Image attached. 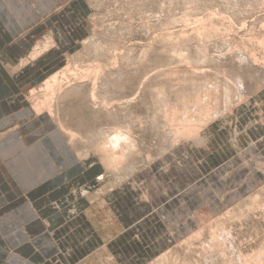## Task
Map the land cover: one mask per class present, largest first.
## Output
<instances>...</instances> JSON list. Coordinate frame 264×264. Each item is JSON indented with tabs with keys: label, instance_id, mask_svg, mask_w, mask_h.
<instances>
[{
	"label": "rangeland",
	"instance_id": "1",
	"mask_svg": "<svg viewBox=\"0 0 264 264\" xmlns=\"http://www.w3.org/2000/svg\"><path fill=\"white\" fill-rule=\"evenodd\" d=\"M59 10L64 11L62 28L57 26ZM41 20L56 32L43 29L33 47L21 46L24 59L12 66L0 60L6 69L0 85L10 81L16 87L0 138L39 114L38 104L51 99V110L40 113L49 131L58 130L81 160L91 157L105 170L67 204L85 194L89 200L104 197L184 147L215 146L222 130L238 147L254 141L255 131H264V0H64ZM22 36L15 39L20 42ZM56 74L58 84L48 92L46 81ZM111 135L117 136L103 146ZM223 141L217 143L227 146ZM254 145L246 148V156L236 157L240 163L233 166V176L253 163L247 155L263 152V142ZM200 158L207 168L208 160ZM255 163L257 168H248L237 186L244 189L255 180L250 192L218 215L202 213L188 235L147 264H264L254 258L264 249V160ZM126 164L132 168L124 170ZM4 178L0 170L1 187ZM0 190L2 210L7 199L15 198ZM103 207L100 203L99 213L113 224L108 206ZM5 224L0 221L1 248L13 238ZM142 238V248L154 245ZM107 257L95 255L87 264H112Z\"/></svg>",
	"mask_w": 264,
	"mask_h": 264
},
{
	"label": "crops",
	"instance_id": "2",
	"mask_svg": "<svg viewBox=\"0 0 264 264\" xmlns=\"http://www.w3.org/2000/svg\"><path fill=\"white\" fill-rule=\"evenodd\" d=\"M63 1L0 0V60L12 66L14 60L24 59V44L33 47L43 29L48 28L51 35L56 32L41 18L57 10ZM58 20L57 26L62 28L63 10L57 12ZM20 33L24 36L19 42L15 38ZM4 69L0 68V73ZM15 91L10 81L0 85V132L9 122L8 111L15 104L10 93ZM46 121L45 115L37 114L0 138V170L6 180L0 188L15 198L7 199L0 210V221L8 222L5 226L13 236L9 246L0 247V264H87L91 257L106 258V254L112 264H147L188 235L203 216L220 214L250 192L257 185L255 180H249L244 189L237 188L238 181L247 177L248 168H257L256 161L264 160L263 145V152L247 155L252 157L250 167H242L233 176V166L240 163L236 157L246 156L247 147L264 143V131L253 132L254 141L238 147L230 144L226 129L214 138L215 146L184 147L135 173L104 197L101 194L96 202L85 194L67 204L69 197L93 184L105 170L91 157L81 160L63 134L49 131ZM221 138L227 146L217 143ZM200 156L208 160L203 161L207 168L197 161ZM100 203L108 206L105 212L111 213L113 224L99 213ZM140 235L154 245L142 248L145 245L139 242ZM137 252L138 257L134 255Z\"/></svg>",
	"mask_w": 264,
	"mask_h": 264
},
{
	"label": "bare ground",
	"instance_id": "3",
	"mask_svg": "<svg viewBox=\"0 0 264 264\" xmlns=\"http://www.w3.org/2000/svg\"><path fill=\"white\" fill-rule=\"evenodd\" d=\"M134 2V1H133ZM100 3H101V1H100ZM93 4V3H92ZM95 4V3H94ZM97 6H98V4H97ZM96 6V7H97ZM86 49L87 48H85V52H86ZM88 50V49H87ZM58 84V74H56V75H54V76H52L50 79H48L47 81H46V85H45V89L48 91V92H51V91H53L54 90V87H56V85ZM45 96V95H44ZM36 103V102H35ZM38 103V102H37ZM36 105V104H35ZM38 108H37V110H38V112H39V114L41 113V111L45 108V109H50L51 110V108H52V106H51V99L50 100H47L45 103H43L42 105H40V103L38 104V106H37ZM43 113V112H42ZM106 136V135H105ZM117 135H111V136H109L108 138H107V141L104 143V145L103 146H108L109 144H111V141L113 140V138H115ZM86 156V155H85ZM83 157V156H82ZM87 157V156H86ZM84 159H85V157H84ZM84 163H87V162H85V161H83ZM82 162V163H83ZM129 164V163H128ZM86 166H88L87 164H85ZM126 168H128L129 170H130V168H132L131 167V164L130 165H125V168H124V170L126 169ZM127 174V173H126ZM129 174V173H128ZM130 176V175H129ZM98 178H100V177H98ZM97 181V180H96ZM95 181V182H96ZM222 249V248H221ZM237 249V248H236ZM238 250V249H237ZM236 251V250H235ZM233 253V252H232ZM231 253V254H232ZM236 254V253H235ZM238 254H240V252H238ZM237 255V254H236ZM240 259H242L241 261H243V258H242V256L241 255H239L238 256ZM254 258H255V261L256 262H263L264 261V249H261L259 252H258V254L256 255V256H254ZM225 259V258H224ZM227 259V258H226ZM249 261L250 260H247V261H245V263L244 264H249ZM251 263V262H250ZM255 263V262H254Z\"/></svg>",
	"mask_w": 264,
	"mask_h": 264
}]
</instances>
